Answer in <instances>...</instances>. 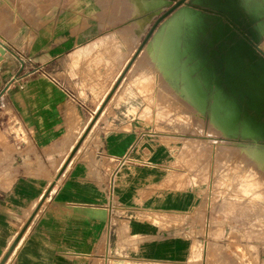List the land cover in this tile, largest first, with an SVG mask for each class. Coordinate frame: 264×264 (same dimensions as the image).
<instances>
[{
	"label": "crops",
	"instance_id": "obj_1",
	"mask_svg": "<svg viewBox=\"0 0 264 264\" xmlns=\"http://www.w3.org/2000/svg\"><path fill=\"white\" fill-rule=\"evenodd\" d=\"M128 1L131 17L144 13L124 21L118 44L99 19L83 28V17L63 15L45 21L42 40L38 32L30 39L26 62L13 39H0L7 49L0 60V264L189 261V237L142 217L155 199L164 211L187 202L186 213L194 199L185 193L171 201L165 190L176 183L175 151L143 124L138 91L142 83L205 82L179 40L181 23L160 33L172 16L135 49L168 7ZM241 2L260 18L264 56V0ZM153 186L160 194L150 193Z\"/></svg>",
	"mask_w": 264,
	"mask_h": 264
},
{
	"label": "rangeland",
	"instance_id": "obj_2",
	"mask_svg": "<svg viewBox=\"0 0 264 264\" xmlns=\"http://www.w3.org/2000/svg\"><path fill=\"white\" fill-rule=\"evenodd\" d=\"M130 9L128 0H0V39H13L26 62L30 39L38 32L42 40L45 21L63 15L83 17V28L88 18L99 19L102 32L112 34L107 39L118 44L125 39L123 26L131 17ZM143 13L133 15L128 23ZM207 75L201 76L205 83H197L205 92L204 105L184 85L171 89L165 82L163 89H153L150 83L141 84L139 117L148 130L165 135L160 141L175 151L171 176L176 183L165 190L172 195L171 201L185 193L194 199L190 213L184 211L187 202L164 211L163 203L155 199L153 210L142 217L157 223L163 220L161 226L172 229L178 238H190L186 264H260L264 253V155H256L255 150H264V142L241 125L239 118L221 109L210 93ZM121 94L134 95L133 89H122ZM216 108L231 124L218 121ZM220 146L226 147L225 153L219 152ZM149 189L155 195L161 192L158 186Z\"/></svg>",
	"mask_w": 264,
	"mask_h": 264
},
{
	"label": "flooded vegetation",
	"instance_id": "obj_3",
	"mask_svg": "<svg viewBox=\"0 0 264 264\" xmlns=\"http://www.w3.org/2000/svg\"><path fill=\"white\" fill-rule=\"evenodd\" d=\"M236 3L243 5L241 0H190L181 39L196 72L211 79L210 93L221 109L248 123L264 142V76L251 68L264 57L258 49L260 19Z\"/></svg>",
	"mask_w": 264,
	"mask_h": 264
},
{
	"label": "water",
	"instance_id": "obj_4",
	"mask_svg": "<svg viewBox=\"0 0 264 264\" xmlns=\"http://www.w3.org/2000/svg\"><path fill=\"white\" fill-rule=\"evenodd\" d=\"M190 0H164L163 2V8L165 9L168 6V9L166 11H164L154 22V24L152 25L151 29L149 30L145 40L143 41V45L148 41V39L154 34L155 30L160 26V24H162V22L164 20H166L169 16H172L168 22H166V24L164 26H162V31H164L165 29H170L169 24L171 23H182L183 21L189 20L190 19V15L188 13V11L186 10V6L189 4ZM195 3V2H194ZM236 8H241L244 7L246 10L247 7L245 5H241L240 3H236L235 5ZM242 11V10H241ZM243 12V11H242ZM226 17L228 18V20L232 19L233 14H231L230 12L226 13ZM260 18L258 17V20ZM260 24V21L257 23V25ZM257 30H258V26H257ZM178 36H179V40H182L181 35H182V30L179 27V32H178ZM259 35V33H258ZM7 49L6 46L1 43V47H0V60L4 57L5 53H6ZM187 51V50H186ZM190 56V55H189ZM191 61V58H190ZM252 69H258L264 76V57H260V61H258L257 65H251ZM200 75V77L202 76V74L197 73ZM206 81V80H205ZM210 85V84H209ZM208 85L209 89L210 86ZM229 120V119H228ZM231 121V120H230ZM241 125L245 126L248 128V130L254 134L255 132H253V130L250 128L249 124L246 122H241Z\"/></svg>",
	"mask_w": 264,
	"mask_h": 264
},
{
	"label": "bare ground",
	"instance_id": "obj_5",
	"mask_svg": "<svg viewBox=\"0 0 264 264\" xmlns=\"http://www.w3.org/2000/svg\"><path fill=\"white\" fill-rule=\"evenodd\" d=\"M163 2H164V0H162L161 1V5L163 4ZM163 31H160V33H162ZM183 75L184 76H187L186 74H185V72H183ZM187 89L188 90H190V91H192L193 93H194V96H195V98L199 101V103L200 104H202V105H204V103H205V92H204V90L202 89V88H200L198 85H197V83H190L189 85H188V87H187ZM215 113H216V117H217V119H218V121H221L222 123H224L226 126L228 125V124H231V122H230V120H228L227 118H225V117H223V116H221L220 114L218 115V109L216 108L215 109ZM187 144V143H186ZM186 144H185V146H186ZM188 145V144H187ZM187 148V147H186ZM225 149H226V147H224V146H220L219 147V152L222 154V153H225L226 151H225ZM236 153H238V152H236ZM261 154H263L264 155V150H262V153ZM247 175V174H246ZM260 181V180H259ZM260 183V182H259ZM255 191V190H254ZM257 192V191H256ZM262 194H263V192H262Z\"/></svg>",
	"mask_w": 264,
	"mask_h": 264
}]
</instances>
